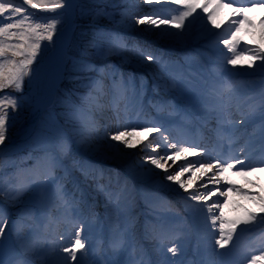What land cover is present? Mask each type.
Returning a JSON list of instances; mask_svg holds the SVG:
<instances>
[{"label": "rangeland", "instance_id": "rangeland-1", "mask_svg": "<svg viewBox=\"0 0 264 264\" xmlns=\"http://www.w3.org/2000/svg\"><path fill=\"white\" fill-rule=\"evenodd\" d=\"M16 2L19 4L20 0ZM197 2L203 4L202 0ZM212 2L216 7L218 0ZM149 10L150 7L142 4L140 0H77L75 26L64 77L56 89L53 101L39 121L31 143L19 154L5 160L2 165L0 163V187L3 188L0 208L5 210L7 220L5 237L0 238V261H3V264H16L17 259H22L25 264H139L142 252L136 248L139 244H135L131 235L134 226H138L137 223L146 218L155 221L157 228L190 226L194 229L196 237L208 247L210 241H213L200 214L187 206L188 203L196 202L186 201L182 192L174 193L173 189L167 191L163 185L152 188L150 183L146 182L152 173L147 171L149 165L136 161L126 171L114 166L112 169L108 167L119 154L112 146L116 145L115 141L106 138V129L132 126L137 129L133 134H138L144 133L140 131L141 126H148L158 127L162 132V125L173 124L179 116L173 114L170 109H162L161 103L164 101L170 105L175 99L173 96H177L180 101L185 98L194 104L200 103L202 99L188 95L194 93L195 88L198 89V84L186 77H190L195 71L210 75L213 73L215 57L218 54L223 55V45L217 47V37L205 30L202 19H197L191 28L186 27L183 32L185 34L194 31L206 35L203 46L208 50L203 55V60L196 62L192 58L185 60V57L190 55L186 52L195 51V48L190 49L188 46V49H180L167 46L156 39L146 38L141 31H137V25H133L124 15L130 13L139 16L150 13ZM31 11L41 22L56 16L60 23L57 25L53 41L43 42L41 54L32 65L33 72L25 77L22 88L15 90L8 87L0 91V96L10 94L17 99L16 109H8V127L3 145L11 143L12 136L18 132L21 124L31 117L36 99L43 95L40 87L41 63L55 50L58 36L68 26L67 15L63 9H58L56 13ZM199 12L198 8L194 16ZM247 16L251 24L243 25L240 33L241 44H247L251 49L259 48L250 42L260 29L264 28V24L252 18L250 13H247ZM106 33L118 34L126 44L128 40L131 43L140 41L165 54V51H170V55L179 56V52L181 58H173H180L179 63L169 62L166 66L161 56L160 64L152 62L156 66V72L143 70L141 66H148L135 65L139 64V61L134 64L131 58L136 56L131 53H109L107 44L102 43L100 39ZM167 38L166 41L170 42V38ZM241 47L240 45L238 50ZM183 51L185 52L182 53ZM246 56L250 60H247L243 67L227 65L220 71V75L244 76L241 80L244 81L243 91L247 100H250L256 96V92L252 91L256 84L264 81V69L258 67L259 60L252 61L250 51ZM250 62L252 67L249 68ZM176 72L182 76L175 80L172 75ZM128 80L133 82L135 89L127 86ZM196 82L199 83V78ZM255 116L257 119L254 120L259 121L261 115ZM152 120L157 126H150ZM119 149L128 151L131 160L133 159V148L124 145ZM47 156L56 157L57 166L54 174L40 187V195L37 196L33 185L32 190L25 192L19 202L13 201L11 196L15 193L17 185L27 186L37 179L38 174L43 175L48 170V161L45 158ZM14 160L16 161L12 162ZM105 169H108L109 173ZM98 170L102 175L108 174L109 178L99 179ZM100 186H103V192L100 191ZM61 188L63 192H60ZM231 193L243 199L245 206L224 219L236 220L245 216L249 210L259 211L258 203H252L236 191ZM137 196L141 198V208L147 210V213L144 214L137 208ZM102 197L110 199L107 212H103L99 205L102 203ZM171 198L179 199L183 208L170 206L168 200ZM166 202L169 206L161 209L160 205ZM24 209H31L33 213L25 218L29 225L25 232L30 241L36 242L37 251L35 254L25 253L21 256V241L17 237L15 225L22 219L20 213ZM81 228L83 231L80 236L85 243V249L77 253L76 261H71L67 259L68 254L63 252V248L70 245L75 233ZM252 230H264V224L257 222L247 226L244 231L238 229L233 241L221 249H228L238 240L240 234ZM116 241L120 243L119 248L113 246ZM151 241L150 248L159 257L157 263L170 264L173 257L169 255L168 248H159L152 239ZM213 245L215 242L212 247Z\"/></svg>", "mask_w": 264, "mask_h": 264}, {"label": "snow or ice", "instance_id": "snow-or-ice-1", "mask_svg": "<svg viewBox=\"0 0 264 264\" xmlns=\"http://www.w3.org/2000/svg\"><path fill=\"white\" fill-rule=\"evenodd\" d=\"M140 2L145 4H163L166 7L154 9L150 13L139 16L125 13V17L130 19L133 25H148L149 30L160 28L161 25H164L166 27L161 30L162 34L176 36L183 35L186 27L191 28L197 19H202L205 30L217 37V47L221 44L223 45L221 52L224 56V67L227 65L234 67L240 65L241 61L250 51L252 53V61L259 60L258 67L264 69V49H251L247 44H244V47L238 50L242 43L240 36L242 27L245 23L251 24V20L247 16V12L250 10L249 7L236 8L233 13L234 18L230 19V22L222 33H217L212 31V27L214 26L219 29L221 25L216 23L215 10L208 13V4H198L197 0H140ZM244 2L245 0H227V2L225 0H218L216 8L229 7L233 4ZM247 3L250 4L252 9L264 8V0H247ZM65 7H71L68 0H20L19 4L16 0H0V18H2L0 19V91L8 87L20 90L25 77L30 76L33 72L32 65L37 62L41 54L43 42L47 41L51 43L53 37L56 35L57 25L60 23V20L56 16H52L41 22L31 10L56 13L58 9H64ZM198 8L200 12L194 16ZM206 13L207 15H205ZM261 23L264 24V20ZM168 26L175 27L179 31L172 32L171 27ZM100 39L102 43L107 44V51L109 53L127 51L144 63H161L160 57L143 48L133 47L129 49L123 38L118 34L106 33ZM13 41L15 42L13 43ZM248 67H252L251 62ZM126 84L133 89L136 87L131 80H128ZM16 107L17 99L14 96L10 94L0 96V145H3L6 140L9 119L8 109L11 108L14 111ZM254 115L255 109L250 111L241 120L234 121L233 124L234 126L242 124ZM261 116L264 118V105H261ZM136 130L132 126H118L114 130L106 129L105 136L109 141H118L128 148H134L136 145L125 137L131 136ZM140 131L146 132L150 136L153 133H159L163 140V144H161L145 137L147 143L141 142L143 144L141 151L147 153L143 157V161L154 166L149 167L147 169L148 172H153L155 169H162L168 172L166 165H168L169 161L172 162V165H175L177 161H182L175 172H168L164 177L166 181L174 182L179 186V189H184V191L194 187L197 180L203 181L185 199L189 202H196V204L188 203V208L195 209L202 217L203 223L209 231L214 230L215 234L219 236V239L215 240L216 246L224 248L232 242L238 229L244 231L247 226L254 225L257 222L264 224V196L260 195V193L248 192L236 186L226 175L233 169H236L237 165L240 167L235 172V175L244 177L257 171H264V167L248 166L246 165V161L239 159L238 156L223 157L207 154L197 159H189L196 155V149L200 145L187 141L169 142L168 137L160 132L158 127L141 126ZM229 143L231 144L232 141H229ZM112 146L118 147V145ZM161 147L164 148L162 154L157 151ZM244 151V148L240 149V152ZM45 158L48 161V170L43 175L38 174L37 179L27 186L17 185L15 193L11 196L13 201L19 202L25 192L32 190L33 185H35L37 196L40 195V187L54 174L57 166L56 157L47 156ZM261 164H264V160L261 161ZM172 165H169V167ZM189 173L190 175H187L186 180L181 179V177ZM197 173L200 175L197 176ZM222 182H226L227 184V187L223 190L219 187H216L215 190L209 188L210 184L220 185ZM200 188H204L205 191H200ZM233 190L247 197L252 203H258L260 205L259 211L249 210L245 216L236 220L224 219L223 209L227 204L229 193ZM100 191H104L103 186H100ZM217 191L224 199L222 201H211V198ZM60 192H63L62 188ZM2 194L3 188L0 187V195ZM20 214L22 219L15 225L17 237L21 241L19 244L20 255L23 256L25 253L35 254L37 251L36 242L30 241L25 232V229L29 227L25 218L30 217L33 213L31 209H24ZM6 224L5 210L0 208V238L5 237ZM81 231H83L82 228L75 233L70 245L63 248V252L68 254L67 259L71 261H76L77 253L85 249V243L80 236ZM113 246L114 248H119V241L114 242ZM168 251L173 254L176 253L175 247L169 248ZM0 264H3V261H0ZM16 264H25V262L22 259H17ZM248 264H264V253L252 255L248 260Z\"/></svg>", "mask_w": 264, "mask_h": 264}, {"label": "bare ground", "instance_id": "bare-ground-1", "mask_svg": "<svg viewBox=\"0 0 264 264\" xmlns=\"http://www.w3.org/2000/svg\"><path fill=\"white\" fill-rule=\"evenodd\" d=\"M203 4H208V12H213L214 10L216 11V23L220 24L221 27L219 29L215 28L214 26L212 27L213 32L217 33H222L224 28L227 26V24L230 22V19L234 18L233 13L235 9H232L230 6L229 7H224V8H219L217 9L214 7V4L211 0H202ZM68 2L71 4V7H65L66 15H67V20L69 22V25L67 28L60 34L57 40V47L56 50L51 55V58H47L44 61V64L41 65V89H42V94L40 95L39 98L36 99L35 101V106L32 111L30 120L25 123L23 126L22 130L18 132V134L13 137V143L11 145H7L5 147L0 148V157L4 155H11L15 154L16 152L20 151L23 149L25 146L31 143V136L33 133H35L38 129V120L42 116V114L45 112L47 106L53 101V98L56 93L57 86L59 82L62 79V76L64 74V69L63 67L66 64V56L68 54V48L70 46V42L72 39V33H73V27H72V21L74 18V11L76 8L77 0H68ZM145 4V3H142ZM149 7L152 8V11L154 9L166 7L163 4H145ZM252 15L256 20L262 19L264 17V9L263 8H255L254 11L252 12ZM166 26L161 25L160 28H152L149 30L148 25H137L136 29L137 31H141L146 38L150 39H156L160 43H164L167 46H172V47H178L180 49H185L188 46L190 48H196L198 50H202L205 48L203 46L204 40L206 39L205 34H198L194 31H189L187 33H183V35H176V36H170L167 34H162V29H164ZM171 27V26H168ZM172 32H178V30L175 27H171ZM210 34V33H209ZM169 37V41H166V38ZM168 39V38H167ZM190 44V45H189ZM250 44H256L259 46V48L264 49V28H261L260 31L254 36V38L251 40ZM222 45V44H221ZM131 46V45H130ZM129 46V47H130ZM124 58H128V56H123ZM131 60L134 62V64L139 61V64L135 65H145L148 67L141 66L143 70H147L150 72H156V66L152 63H144L142 60L139 58H131ZM247 60H250L246 56V58L241 61L240 67L245 65ZM158 133H153L151 136L144 132V133H138V134H132L131 136H126V139H129L132 141L133 144L136 145V147L133 148L132 150V160L130 157L129 152L121 151L119 148L121 146H124L122 143L115 141L116 145L118 147H115L117 150V153L119 154L116 156L114 161L110 166L118 167L119 170H128L135 164L136 161H140L143 163H146L143 161V157L147 154L143 151H141V148L143 147V144L141 142L147 143L145 140V137H148L149 140H155L157 143L163 144L162 138H158ZM159 153L164 152V148L161 147L157 149ZM204 155V154H202ZM201 154H196L193 157H190L189 159H197L202 156ZM182 163V161H177L175 165H172V162L169 161L168 165L166 167L168 168V172H175L177 167ZM150 167V164L146 163ZM169 165H172L169 167ZM168 172H165L162 169H155L151 175L148 177L147 181L150 183V186L158 188L160 185H163L166 187V190L173 189V192H182L185 194L187 197L190 193H192L196 188L199 187L203 181L197 180L194 184V187L188 188L187 191H184V189H179V186L175 184L174 182L166 181L164 177L168 174ZM101 175V172H98ZM105 175V174H104ZM189 174H186V176L181 177V179H185ZM200 174L197 173V176ZM228 179L233 181L236 186H239L240 188L252 192H257L260 193V195L264 196V171H257L247 177L244 176H238L235 175L232 171L226 174ZM106 176V175H105ZM161 180V181H160ZM161 182V183H160ZM251 182V183H250ZM226 182H222L220 185H209V188L215 190L216 187H219L221 190H223L224 185ZM200 191H205L204 188H200ZM224 198L220 196L219 192L217 191L215 195L211 198V201H222ZM102 203H100V207L103 212L109 211L107 206H108V199L101 198L100 199ZM171 200H174L171 198ZM210 201V202H211ZM244 200L241 198L236 197L232 193H229V196L227 198V204L224 207V217H229L232 216L234 213H237L239 210H241L245 204ZM241 205V207H240ZM98 207V206H97ZM149 227H144L142 230L140 228H136L134 231V235L136 239L138 240L140 237H143L145 241L150 245V240L152 238L151 231H148ZM211 233L214 235L215 238H219L217 234H215V231H211Z\"/></svg>", "mask_w": 264, "mask_h": 264}]
</instances>
